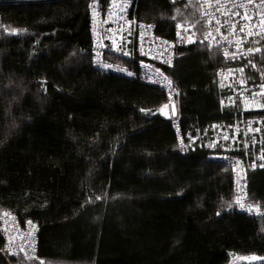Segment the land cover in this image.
I'll return each mask as SVG.
<instances>
[{
  "label": "trees",
  "instance_id": "trees-1",
  "mask_svg": "<svg viewBox=\"0 0 264 264\" xmlns=\"http://www.w3.org/2000/svg\"><path fill=\"white\" fill-rule=\"evenodd\" d=\"M93 1L110 0H0V219L38 230L34 257L8 256L0 227V264H263L264 217L234 209L231 168L178 148L160 88L93 64ZM133 1L162 37L197 32L164 69L182 132L232 122L198 2ZM248 190L264 206V170Z\"/></svg>",
  "mask_w": 264,
  "mask_h": 264
},
{
  "label": "built area",
  "instance_id": "built-area-1",
  "mask_svg": "<svg viewBox=\"0 0 264 264\" xmlns=\"http://www.w3.org/2000/svg\"><path fill=\"white\" fill-rule=\"evenodd\" d=\"M182 1L198 2L203 40L228 63L217 70L216 76L222 107L236 110L232 122L214 124L197 131L196 136L182 132L179 118L172 116L171 109L173 104L177 107L180 92L164 69L176 64L180 47L196 42L197 32L191 25L180 24L174 38L162 37L153 24L132 15L133 0H110L106 6L100 1L90 3L93 64L106 75L129 77L160 88L178 148L207 151L210 160L228 165L234 209L251 217H264V206L252 202L248 190V174L264 170L260 166L264 164L260 159L264 156V71H258L254 62L264 57V0ZM248 49L253 51L249 53ZM249 66L259 78H252ZM0 227L5 254L36 255L38 230L33 222L22 223L16 215L4 213Z\"/></svg>",
  "mask_w": 264,
  "mask_h": 264
},
{
  "label": "snow or ice",
  "instance_id": "snow-or-ice-1",
  "mask_svg": "<svg viewBox=\"0 0 264 264\" xmlns=\"http://www.w3.org/2000/svg\"><path fill=\"white\" fill-rule=\"evenodd\" d=\"M241 30H243V29H241ZM249 53H251L252 51H253V49H248L247 50ZM257 51H259V49H257ZM225 55H227V52L225 53ZM232 58L233 59H235V53H233V55H232ZM169 63H170V61H168ZM249 63H251V62H249ZM242 71V70H241ZM169 84H171V82L169 81ZM178 94V93H177ZM143 111V110H142ZM227 138V137H226ZM260 159H262V160H264V156H262V157H260ZM237 163H239V162H237ZM261 167H264V164H261L260 165ZM218 215H219V213H218Z\"/></svg>",
  "mask_w": 264,
  "mask_h": 264
},
{
  "label": "water",
  "instance_id": "water-1",
  "mask_svg": "<svg viewBox=\"0 0 264 264\" xmlns=\"http://www.w3.org/2000/svg\"><path fill=\"white\" fill-rule=\"evenodd\" d=\"M171 109H172V116L174 118H176L177 117V108H176V105L175 104L171 105ZM259 262L264 264V260H261Z\"/></svg>",
  "mask_w": 264,
  "mask_h": 264
},
{
  "label": "rangeland",
  "instance_id": "rangeland-1",
  "mask_svg": "<svg viewBox=\"0 0 264 264\" xmlns=\"http://www.w3.org/2000/svg\"><path fill=\"white\" fill-rule=\"evenodd\" d=\"M180 24H182V25H188V24H184V23H179L178 25H180ZM191 26H192V25H191ZM197 40H198V37H197ZM197 40H196V41H197Z\"/></svg>",
  "mask_w": 264,
  "mask_h": 264
},
{
  "label": "bare ground",
  "instance_id": "bare-ground-1",
  "mask_svg": "<svg viewBox=\"0 0 264 264\" xmlns=\"http://www.w3.org/2000/svg\"><path fill=\"white\" fill-rule=\"evenodd\" d=\"M142 21V20H141Z\"/></svg>",
  "mask_w": 264,
  "mask_h": 264
}]
</instances>
